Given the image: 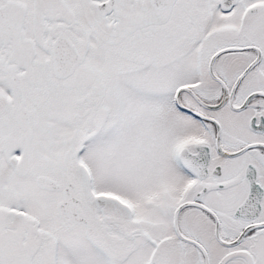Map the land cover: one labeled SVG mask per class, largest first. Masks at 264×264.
I'll use <instances>...</instances> for the list:
<instances>
[{"label": "snow or ice", "instance_id": "snow-or-ice-1", "mask_svg": "<svg viewBox=\"0 0 264 264\" xmlns=\"http://www.w3.org/2000/svg\"><path fill=\"white\" fill-rule=\"evenodd\" d=\"M0 264H264V0H0Z\"/></svg>", "mask_w": 264, "mask_h": 264}]
</instances>
